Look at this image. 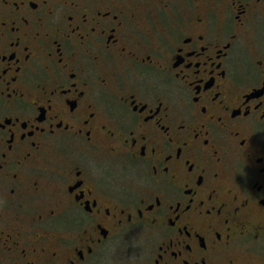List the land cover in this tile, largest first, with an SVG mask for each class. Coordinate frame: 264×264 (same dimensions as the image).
Returning <instances> with one entry per match:
<instances>
[{
  "label": "flooded vegetation",
  "instance_id": "flooded-vegetation-1",
  "mask_svg": "<svg viewBox=\"0 0 264 264\" xmlns=\"http://www.w3.org/2000/svg\"><path fill=\"white\" fill-rule=\"evenodd\" d=\"M263 238L264 0H0V264Z\"/></svg>",
  "mask_w": 264,
  "mask_h": 264
},
{
  "label": "rangeland",
  "instance_id": "rangeland-1",
  "mask_svg": "<svg viewBox=\"0 0 264 264\" xmlns=\"http://www.w3.org/2000/svg\"><path fill=\"white\" fill-rule=\"evenodd\" d=\"M244 264H264V238L248 252Z\"/></svg>",
  "mask_w": 264,
  "mask_h": 264
}]
</instances>
